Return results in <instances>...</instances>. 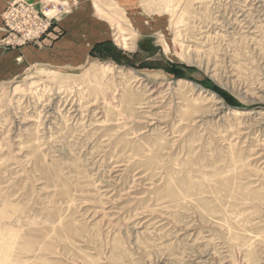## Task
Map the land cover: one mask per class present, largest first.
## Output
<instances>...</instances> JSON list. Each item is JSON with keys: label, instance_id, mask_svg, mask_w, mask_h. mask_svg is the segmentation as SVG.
Instances as JSON below:
<instances>
[{"label": "rangeland", "instance_id": "1", "mask_svg": "<svg viewBox=\"0 0 264 264\" xmlns=\"http://www.w3.org/2000/svg\"><path fill=\"white\" fill-rule=\"evenodd\" d=\"M16 1L0 264H264V0Z\"/></svg>", "mask_w": 264, "mask_h": 264}, {"label": "built area", "instance_id": "2", "mask_svg": "<svg viewBox=\"0 0 264 264\" xmlns=\"http://www.w3.org/2000/svg\"><path fill=\"white\" fill-rule=\"evenodd\" d=\"M60 8L47 5L38 7L24 0L13 2L3 17L4 42L18 46L41 44L50 32L58 38L60 29L54 18Z\"/></svg>", "mask_w": 264, "mask_h": 264}, {"label": "bare ground", "instance_id": "3", "mask_svg": "<svg viewBox=\"0 0 264 264\" xmlns=\"http://www.w3.org/2000/svg\"><path fill=\"white\" fill-rule=\"evenodd\" d=\"M99 10V9H98ZM100 11V10H99ZM98 13V12H97ZM100 14V13H99Z\"/></svg>", "mask_w": 264, "mask_h": 264}, {"label": "crops", "instance_id": "4", "mask_svg": "<svg viewBox=\"0 0 264 264\" xmlns=\"http://www.w3.org/2000/svg\"><path fill=\"white\" fill-rule=\"evenodd\" d=\"M3 25V24H2ZM1 30H2V28H1ZM3 33V32H2Z\"/></svg>", "mask_w": 264, "mask_h": 264}]
</instances>
